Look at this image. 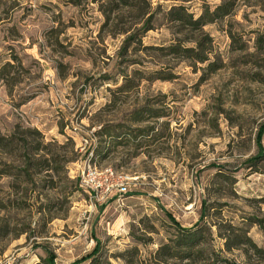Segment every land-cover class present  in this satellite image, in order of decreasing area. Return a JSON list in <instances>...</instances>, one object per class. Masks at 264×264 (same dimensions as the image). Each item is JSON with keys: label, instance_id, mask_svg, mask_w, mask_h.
I'll return each mask as SVG.
<instances>
[{"label": "rangeland", "instance_id": "obj_1", "mask_svg": "<svg viewBox=\"0 0 264 264\" xmlns=\"http://www.w3.org/2000/svg\"><path fill=\"white\" fill-rule=\"evenodd\" d=\"M87 158L126 191L81 189ZM170 217L201 257L153 258ZM242 236L264 248V0H0V264H264Z\"/></svg>", "mask_w": 264, "mask_h": 264}, {"label": "trees", "instance_id": "obj_2", "mask_svg": "<svg viewBox=\"0 0 264 264\" xmlns=\"http://www.w3.org/2000/svg\"><path fill=\"white\" fill-rule=\"evenodd\" d=\"M121 3L124 5H127L129 0H120ZM183 7H180L179 10H182ZM217 12L212 13V16L210 18H206L205 15H201L197 20H188L187 17H190V14L187 13H181V12H172L169 14H172V18L176 21L186 22L187 24H190L194 27H201L204 26L210 22H213L214 20L219 19L221 16L218 11H223V14H227V11L224 9V6L217 7ZM171 50V49H170ZM185 53L193 52L194 49H183ZM206 60L205 57H198V61H204ZM171 218V217H170ZM173 221V228L175 229V234H173L172 238L168 243H163L159 246L158 249H156L153 253V258L155 257H165L168 259L171 258H177V259H184V260H190V259H196L201 257L200 254L202 253L201 250H197V247L203 242V235L201 228L193 227L190 229L182 228L178 223L171 218ZM244 237V240L249 243L254 250V254L258 258H262L264 260V248L256 246L254 243L251 242L250 238L246 236ZM240 244V243H238ZM100 242H97L96 246L92 250V252L81 262L75 263H83L87 262V264H97V257L96 255L100 253L101 249ZM125 255V254H124ZM123 256V254H121ZM47 264H54L51 260L47 261ZM225 264H231L226 262ZM233 264V263H232Z\"/></svg>", "mask_w": 264, "mask_h": 264}, {"label": "built area", "instance_id": "obj_3", "mask_svg": "<svg viewBox=\"0 0 264 264\" xmlns=\"http://www.w3.org/2000/svg\"><path fill=\"white\" fill-rule=\"evenodd\" d=\"M78 179L80 188L92 194V198H95L97 194L102 196L113 191L116 193L126 191L122 177L117 176L111 168L99 169L91 158H87L83 163Z\"/></svg>", "mask_w": 264, "mask_h": 264}]
</instances>
